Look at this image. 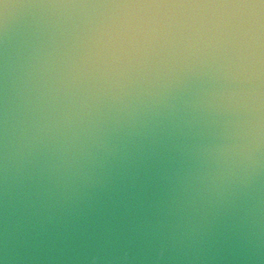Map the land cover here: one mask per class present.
Instances as JSON below:
<instances>
[{"label":"clouds","instance_id":"9594fccd","mask_svg":"<svg viewBox=\"0 0 264 264\" xmlns=\"http://www.w3.org/2000/svg\"><path fill=\"white\" fill-rule=\"evenodd\" d=\"M0 264H264V0H0Z\"/></svg>","mask_w":264,"mask_h":264}]
</instances>
